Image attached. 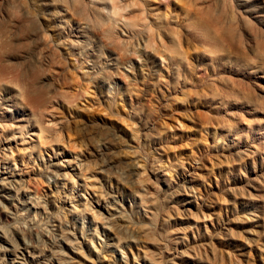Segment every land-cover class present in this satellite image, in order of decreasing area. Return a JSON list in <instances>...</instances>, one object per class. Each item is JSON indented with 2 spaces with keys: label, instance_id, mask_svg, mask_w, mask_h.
I'll return each instance as SVG.
<instances>
[{
  "label": "rangeland",
  "instance_id": "obj_1",
  "mask_svg": "<svg viewBox=\"0 0 264 264\" xmlns=\"http://www.w3.org/2000/svg\"><path fill=\"white\" fill-rule=\"evenodd\" d=\"M0 152V264H264V0H0Z\"/></svg>",
  "mask_w": 264,
  "mask_h": 264
},
{
  "label": "bare ground",
  "instance_id": "obj_2",
  "mask_svg": "<svg viewBox=\"0 0 264 264\" xmlns=\"http://www.w3.org/2000/svg\"><path fill=\"white\" fill-rule=\"evenodd\" d=\"M32 94H33V92H31V91H26V93L24 94V96H25V98L29 101V102H31V103H33L34 102V100L32 101L31 99H32ZM39 99H40V97H39ZM40 101V100H39ZM28 102V103H29ZM0 155H1V152H0ZM14 180V179H13ZM11 182H13V183H17L18 184V182L17 181H11ZM2 183H4L3 185L5 186V187H8V188H15L16 187V185H14V184H12V185H10L9 186V184H10V182H8V181H6V182H2ZM149 194V193H148ZM140 196L142 197V201L145 203V202H148V200L146 199V197L148 196H145L144 194H140ZM156 202V201H155ZM154 201H153V204H156ZM158 206V205H157ZM30 233H29V235L30 236H32V232L31 231H29ZM63 238L64 239H69L68 237H67V235H64L63 234ZM38 240L39 239H37V243H38Z\"/></svg>",
  "mask_w": 264,
  "mask_h": 264
}]
</instances>
